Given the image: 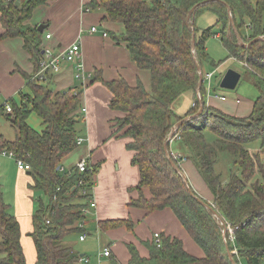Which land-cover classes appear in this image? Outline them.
<instances>
[{
	"label": "trees",
	"instance_id": "obj_1",
	"mask_svg": "<svg viewBox=\"0 0 264 264\" xmlns=\"http://www.w3.org/2000/svg\"><path fill=\"white\" fill-rule=\"evenodd\" d=\"M43 3L44 0H27L16 5L0 0V23L4 29L0 39L22 38L25 51L35 60L34 73L42 53L41 33L38 26L30 27L27 21ZM88 5L104 10L102 22L122 26L114 41L122 43L137 68L149 74V90L139 79L133 87L122 78L103 81L96 75L90 80L100 82L109 91L108 107L120 114L110 121L112 135L121 134L120 138L128 140L131 165L139 171L135 188L138 197L129 206L146 213L172 211L204 254L203 258H196L184 250L179 239L161 235L158 246L152 241L140 242L148 250L147 257H141L134 245L126 243L127 264H232L229 257L234 264H264V0H91ZM191 11L194 18L190 28L187 19ZM203 14H212L215 22L199 30L195 20ZM214 35L227 50V58L246 63L244 74L259 93L252 111L244 118L206 106L205 81L199 87L201 106L197 102V65L203 74V64L209 63L206 40ZM30 78L26 77L30 94L20 95V105L12 100L6 102L11 113L5 117L16 135L8 140L0 133V153L11 152L15 160L28 164L30 189L47 197L46 205L32 216L34 264H80L82 256L64 246L63 240L71 233L83 232V228H78L79 222L86 220L81 209L87 206L91 193L86 196L81 190L92 189L97 168L66 173L61 163L77 147V111L83 88L79 85L81 90L75 87L55 93L49 81L41 84ZM188 93L196 106L179 118L172 106ZM200 107L202 113L197 118L183 121L197 114ZM3 110L0 106L1 115ZM30 110L42 120V132L26 124ZM177 122L181 123L177 136L195 160L211 202L200 198L188 182H183L170 163L171 156L168 158L164 151L168 134ZM205 131L217 138L214 145L204 137ZM253 142H259L260 152H248V145ZM219 152L233 157L232 168L223 178L214 168ZM234 167L238 170L234 171ZM79 179L84 184L76 188ZM56 188L60 189L58 194ZM143 189L149 190L150 198H144ZM54 194L57 196L53 201ZM9 211L0 193V264H26L20 225ZM221 222L232 230V240L227 230L223 236ZM121 227L131 231L134 223L129 218L98 222L101 231ZM107 259V264H119L112 254Z\"/></svg>",
	"mask_w": 264,
	"mask_h": 264
},
{
	"label": "crops",
	"instance_id": "obj_2",
	"mask_svg": "<svg viewBox=\"0 0 264 264\" xmlns=\"http://www.w3.org/2000/svg\"><path fill=\"white\" fill-rule=\"evenodd\" d=\"M26 1L19 0V3H26ZM90 1L44 0L42 5L34 9L27 24L30 27L38 26L39 28L40 26L42 29L41 41L52 45L55 50H63L80 37L81 60L86 71L91 73L92 77L99 75L103 81L122 78L132 87L136 85L139 79L145 90H147L150 87L148 72L139 70L131 60L130 54L125 46L122 43L118 44L114 41L115 35L113 34L119 36V33L122 32V26L118 25L119 27H117L113 26L116 24L102 22L101 19L105 15V12L103 11V14L98 15L93 14L92 10L95 8L88 5ZM88 8L89 11L87 13L86 10ZM93 26H101V29L98 30L99 32L91 34L89 33V29ZM111 27L115 28L116 32H109L108 28L111 29ZM3 32L4 29L0 23V36ZM104 32H106L107 37H103L102 33ZM48 34L51 37L49 40L44 37ZM109 34L112 35L111 43L105 42L104 40V38L110 36ZM217 35H214V37L218 38ZM100 41L102 42L104 54L102 55L100 53L98 58L91 59L90 50L93 51L92 46H98ZM41 48L42 46H40ZM62 67L59 74L53 75L49 80L51 83L50 87L55 93L69 88L79 87L80 85L74 80V66L71 64H63ZM35 69V60L31 53L25 51L24 40L22 38L12 37L0 39V106H3L9 100H12L16 105H20V95L30 94L26 77L29 78L32 76ZM211 74L213 76L214 71ZM206 83L205 92L209 94L211 93L210 83ZM97 85H101V88L105 92L101 88H98ZM80 97V106L77 112L83 117L84 125L81 136H79L83 139V143L81 144L83 153L81 159L87 160L89 169H93V167L97 168L95 171L97 173H94L95 175L92 178L93 185L91 187L92 200L96 203V206L94 209H90L89 214L86 215L93 219V226L99 229L98 222L100 221H109L110 219L125 220V218H129L134 223L131 231L121 227L105 232L110 240L112 239L111 245L117 240L122 241L120 243L124 245L126 243L132 244L137 248L141 257H147L148 250L140 242H151L153 241V235L158 233L160 236L165 235L179 239L186 252L196 258H203V251L195 243L193 244V240L182 228L172 211L164 209L153 213H146L141 209L139 210L129 206L130 201L138 197V192L135 188L139 182V171L135 166L131 165L132 153L126 149L128 140L123 137L120 138L121 134L112 135L113 129L110 126V121L119 117L120 114L109 109L110 93L100 83H93L89 87L83 88ZM222 97L225 98L223 95L219 96L217 94L214 98L213 96L208 98L205 95L204 101L208 107L221 109L219 101H227L226 98L221 100ZM16 99L19 103L16 102ZM233 102L235 105H240L241 103L238 99ZM192 103L193 96L189 93L179 98L173 108L176 116L183 118L191 109ZM222 108L224 109H221L224 114L230 115L229 107ZM2 114L7 115L4 110ZM247 115L249 113L246 111L243 116H240L244 118ZM174 142H177V145L172 150L170 148L169 152L187 155V153H184L185 146H183L182 141L176 139L170 144ZM248 152H250L249 149ZM258 152H260L259 149L252 151V153ZM262 156L264 157V154ZM10 159L13 160L7 154L0 153V186L2 188V185H5L11 190L13 215L20 225L21 246L25 254L26 264H34L36 250H34L33 239L30 236L33 231V203L31 199L33 192L29 189L32 183L31 176L28 172L19 170L17 167L15 168ZM187 160L184 163L186 162V168L189 171L188 174L193 182L197 183L199 182L198 174L189 164V160ZM184 163L181 164V169ZM62 169L63 171L65 170L64 168ZM182 171L183 173L185 171L187 175L185 169H182ZM207 191L204 187L203 193H206L204 197L211 202L210 193ZM142 194L145 199L150 198L148 189H143ZM86 224H88L87 218L82 232L87 237V233H85ZM85 240L86 238L83 241ZM118 246L119 244L117 242L113 246V249L107 246L104 249L108 248L110 255H114L119 261L122 259V263L127 264L129 258L128 251L125 248L126 252L123 249L121 253Z\"/></svg>",
	"mask_w": 264,
	"mask_h": 264
},
{
	"label": "rangeland",
	"instance_id": "obj_3",
	"mask_svg": "<svg viewBox=\"0 0 264 264\" xmlns=\"http://www.w3.org/2000/svg\"><path fill=\"white\" fill-rule=\"evenodd\" d=\"M103 11H104L103 9H93L92 13L98 15V14H103ZM214 22H215V16H213L212 14H203L201 16H198V18L195 20V26L199 30H203V29L210 27V25H212ZM98 25H99V23H98ZM113 26L119 27L118 25H113ZM94 27H96L97 30L101 29V26H94ZM108 31L112 32V33L116 32L115 28H112V27H111V29L108 28ZM111 34H109L110 36L108 38H104L105 42L111 43V40H112ZM113 35L119 37L116 34H113ZM40 43H41L40 46H42L41 49H43L44 47H48L53 52H55V54H59V52L62 51V49L55 50L52 47V45L44 43L43 41H40ZM205 47H206L207 55L209 56V63L203 64L202 72L203 73H212V71H214V74L212 76V80L210 82L211 93L206 94V96L208 98L210 96L211 97L213 96V98H214V96L216 94L219 96L223 95L227 101L226 102H220L219 101L220 108L223 109L222 107H229L230 116L242 118L241 116H243L246 113V111H247V113L250 114V112L252 111V108H253L251 106V104H253V102L256 100L259 93L254 88L253 82L251 81L250 77H248L247 75L244 74V71H245L244 66L232 58H227V55H228L227 50L224 48V46H222L220 40L218 38H215L214 36H212V37H210V39L206 40ZM92 48H93V51L90 50L91 51L90 52L91 59L92 58L93 59L98 58V55L100 53L102 55L104 54V51L102 50V42L101 41L98 44V46H92ZM63 64H67V63H62V66H63ZM227 70H233V71L237 72L238 74H240V76H241L240 81L238 82L236 87L232 90L222 89L219 86L220 82L222 81L223 76L225 75ZM140 79L142 80L141 77H140ZM49 80H50V78L48 79V81ZM206 82L207 81H205V83H204V87H206V85H207ZM94 83H100V82H94ZM90 84H93V83H90ZM89 86L90 85H88L87 87H89ZM97 87L101 88V85H97ZM76 88H77V90L82 89L80 86L76 87ZM147 90H149V88H147ZM236 99H238L241 102L240 105L233 104L234 103L233 101H235ZM16 102L19 103V101L17 99H16ZM174 105L175 104H173V106H172L173 108H174ZM221 109L218 108V110L223 112ZM77 119L78 120H77L76 127L78 129V136H81V132L84 128L83 127L84 125H83V117L81 116L80 113H78ZM26 124L30 128L36 130L37 132H42L44 130L43 125H42V120L38 117V115L36 113H34L31 110L28 113V117L26 119ZM0 131L5 136V138L8 140H13L15 138V135H16L15 129H13L10 121L5 117V115H3V116L0 115ZM203 134H204V137L206 138V140L210 144L214 145L217 138L209 131H205V132H203ZM176 145H177V142L169 144V150H170V148H171V150H172V148H175ZM259 145H260L259 142H253V143L248 145V149L250 152L256 151V150H258ZM184 150H185L184 153L188 152L185 148H184ZM82 154H83L82 153V145H77V147L71 153L66 155L64 157V159L62 160V163H61L62 168L65 169L63 172L67 173V172H71V171L75 170L78 161L81 160V158H82ZM187 155L189 157L188 158L189 164L192 166L193 169H195V171L198 174V178H199L200 183L199 182H197V183L193 182L192 178L188 174L189 171H187L188 169L186 168L187 166H186V164H185L186 162H185L183 164L182 169L186 170L187 175L185 174V171H184V175L187 179V182L191 186L193 191L200 198L208 201V199L206 197H204L206 195V193H203V189L205 187L208 190L207 192L210 193V191H209L207 185L205 184L201 174L199 173V170L196 168L195 160L191 156H189L188 153H187ZM232 159H233V157L231 156V154L229 155L228 153H222V152L218 153V159H217V162H216L214 168H216V170L221 173L222 178L226 177L228 174V170L230 168H232V166H231ZM11 161H12V164L16 168L15 161L14 160H11ZM234 168H235L234 171L238 170V167H234ZM30 179L32 181L31 177H30ZM29 189H30V187H29ZM30 190H32V189H30ZM32 192H33V195H31V199H32V203H33V209H32V216H33L34 212L37 209H39L42 205H46L47 197L43 192H41L39 190H36V191L32 190ZM0 193H1V196H2L5 204L7 206H9V210H10L9 212H12V214H13V205L11 202V190H10V188L5 186V185H2V188L0 186ZM209 195L211 196V194H209ZM85 218H87V220H88V224H86L87 226H86V232H85V233H87L86 240L85 241H79L80 234L77 232L71 233V234L65 236V238L63 240V245L66 247H69L76 256H79V257L82 256V258H88L89 259L88 264H107L108 259L107 258H98V253L102 252V250L106 246L108 248L113 249V246L117 242L119 244V246H118L119 251L122 253L123 249H124L126 252L127 248L125 247V245L123 243L122 244L120 243L122 241L117 240L114 244L111 245L112 239L110 240L107 233H105L106 231H101L100 229L95 228L93 226L94 223H92L93 219L90 216H86ZM34 229H35V222L33 223V230ZM0 240H1V237H0ZM193 244H194V242H193ZM114 252H115V250H114ZM117 261L119 264H125V263H122V259H120V261L117 259Z\"/></svg>",
	"mask_w": 264,
	"mask_h": 264
},
{
	"label": "built area",
	"instance_id": "obj_4",
	"mask_svg": "<svg viewBox=\"0 0 264 264\" xmlns=\"http://www.w3.org/2000/svg\"><path fill=\"white\" fill-rule=\"evenodd\" d=\"M7 2L11 3V2H16L17 0H6ZM89 8L86 10V12L88 13ZM98 30L96 27H91L89 29V33H97ZM103 37H106L107 34L106 32L102 33ZM44 37H46L47 40H49L51 37L50 35H45ZM42 54L41 57L38 61L37 64V68L38 70L31 76L30 80L44 84V82L48 81V79L50 77H52L53 75H57L59 74V72L62 69V63H67V64H71L72 66H74V80L76 82H78L80 84V86L82 88L87 87L90 84V80L92 79V74L88 73L85 69V66H83L82 63V52L80 51V37L77 38V40L71 44L70 46L66 47L65 49H63L62 51L59 52V54H55V52H53L50 48L48 47H44L42 49ZM246 68L247 65L246 63H242ZM206 81L208 83H210L211 79H212V74H206L205 75ZM196 99L198 102V99H201L199 94H196ZM225 98H221V100H224ZM196 106V102H193L191 105V108H194ZM4 108V112L6 114H10L11 113V106L10 104L6 103L3 105ZM84 111V110H82ZM179 139L177 136V133L175 134V136L173 137V140ZM172 140V141H173ZM83 139L81 137H77L76 139V145H81L83 142ZM171 141V142H172ZM170 142V143H171ZM5 154H7L9 157H11L13 160L14 156L11 152H3ZM169 155L171 156L172 160L181 167V164L184 163V161L187 160V156L186 155H181V154H175V153H171L169 152ZM15 164L17 169L22 170V171H30V167L28 164H25L23 161L21 160H15ZM76 169L79 173H83L85 171L89 170V166L87 164V160L86 159H81L78 161L77 165H76ZM84 184L83 179H79L77 184L74 186L76 188H80L82 187ZM82 191L83 195H88L91 193L90 191H87L85 188ZM60 192V189L56 188L55 194H58ZM53 195L52 196V200H56V196L57 195ZM87 206L83 207L81 209L82 214L86 217L87 214H89L90 209H94V207L96 206V203L93 202L92 200V195L90 197L87 198ZM49 223V222H47ZM85 225V220H81L78 224V228H83ZM229 234H230V239L232 240V230L227 226L225 228ZM86 238V234L81 233L80 237H79V241H83ZM153 242L156 246H158L160 244V235L158 233H156L153 236ZM110 256V250L108 248H105L102 252L98 253V258H107ZM79 263L81 264H87L88 263V259L87 258H81L79 260Z\"/></svg>",
	"mask_w": 264,
	"mask_h": 264
},
{
	"label": "water",
	"instance_id": "obj_5",
	"mask_svg": "<svg viewBox=\"0 0 264 264\" xmlns=\"http://www.w3.org/2000/svg\"><path fill=\"white\" fill-rule=\"evenodd\" d=\"M18 3H19V0H17V1L15 2L16 5H17ZM193 18H194V17H192V11H191L190 14H189V16H188V19H187V21L190 22V25H189L190 28L192 27V24H193V22H192ZM38 32H39V33L42 32V29H41L40 26H39V28H38ZM193 39H194V35H193ZM256 40H257V39H256ZM256 40H253L252 42H255ZM252 42H251V43H252ZM193 46H194V43H193V40H192V47H193ZM244 46L247 47L248 45L244 44ZM193 49H194V47H193ZM197 69H198V74H199V77H200V78H199V82H198V85H197V88H196L195 93L200 95V93H199V87H200V85L203 83V77H202V73H201L200 67H199L198 65H197ZM240 79H241L240 74H238L237 72H235V71H233V70H227V72H226L225 75L223 76V79H222V81L220 82V85H219V86H220V88H222V89H230V90H232V89H234V88L236 87V85L238 84V82L240 81ZM198 103H199L200 106H201V104H202L201 99H198ZM202 109H203V108L200 107V110L198 111L197 114H195V115H193V116H190V117H186V118L183 119V121H186V120H189V119H192V118H197V117L202 113ZM22 110H23V111L26 110V105H25V104L23 105ZM183 121H182V122H183ZM180 125H181L180 122L175 123V125L171 128L170 133L168 134L167 141L165 142V145H164V151H165L166 155L168 156V158H170V155H169V152L167 151V147L169 148V144H170V142L173 140V137H174L175 134L177 133V131H178ZM170 163H171L172 167H173V168H174V169H175V170L181 175L183 182L187 184V179H186V177H185L183 171H182L181 169H179V168L176 166V164L174 163V161H172L171 159H170ZM209 210L211 211V213H213L216 217L219 218V215L215 214V212L213 211L212 207H209ZM221 224H222V226H223V231H222V233H223V236H224V235H225V232H226V229H225L224 222H221ZM229 259L231 260L232 264H234L233 259H231L230 257H229Z\"/></svg>",
	"mask_w": 264,
	"mask_h": 264
},
{
	"label": "bare ground",
	"instance_id": "obj_6",
	"mask_svg": "<svg viewBox=\"0 0 264 264\" xmlns=\"http://www.w3.org/2000/svg\"><path fill=\"white\" fill-rule=\"evenodd\" d=\"M239 63H240V62H239ZM240 64L243 65L242 63H240ZM243 66H244V65H243ZM244 68H246V67L244 66ZM206 74H208V73H206ZM206 74H204V73L202 74V77H203V80H204V81H206V78H205V75H206ZM153 240H154V239H153Z\"/></svg>",
	"mask_w": 264,
	"mask_h": 264
}]
</instances>
